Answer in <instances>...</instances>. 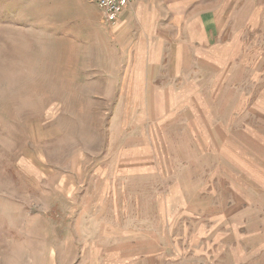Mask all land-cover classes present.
Segmentation results:
<instances>
[{
  "label": "rangeland",
  "instance_id": "1",
  "mask_svg": "<svg viewBox=\"0 0 264 264\" xmlns=\"http://www.w3.org/2000/svg\"><path fill=\"white\" fill-rule=\"evenodd\" d=\"M182 1L0 0V264H264V0Z\"/></svg>",
  "mask_w": 264,
  "mask_h": 264
},
{
  "label": "built area",
  "instance_id": "2",
  "mask_svg": "<svg viewBox=\"0 0 264 264\" xmlns=\"http://www.w3.org/2000/svg\"><path fill=\"white\" fill-rule=\"evenodd\" d=\"M102 15L105 23L113 24L118 20L119 14L132 5L134 0H91Z\"/></svg>",
  "mask_w": 264,
  "mask_h": 264
},
{
  "label": "crops",
  "instance_id": "3",
  "mask_svg": "<svg viewBox=\"0 0 264 264\" xmlns=\"http://www.w3.org/2000/svg\"><path fill=\"white\" fill-rule=\"evenodd\" d=\"M135 1H138V0H134L133 1V3H132V5H134V3H135V9H137L141 4H137V2H135ZM139 1H141V2H143L144 0H139ZM185 1L186 0H183L182 2H181V4H183V6H184V4H185ZM160 2L161 3H163V11L164 12H172V11H174L175 10V8H176V0H160ZM131 5V6H132ZM130 6V7H131ZM130 7H128V8H126V9H124L120 14H119V16H118V21H116L117 23L120 21V19L122 20V17H123V15L128 11V9L130 8ZM100 11V10H99ZM139 12H142V10L139 8L138 9V13ZM140 14V13H139ZM207 21V20H206ZM211 23L212 22H210V21H207V25H211Z\"/></svg>",
  "mask_w": 264,
  "mask_h": 264
}]
</instances>
